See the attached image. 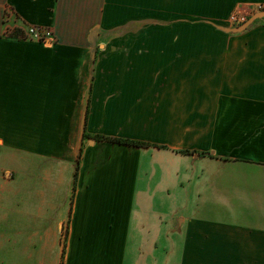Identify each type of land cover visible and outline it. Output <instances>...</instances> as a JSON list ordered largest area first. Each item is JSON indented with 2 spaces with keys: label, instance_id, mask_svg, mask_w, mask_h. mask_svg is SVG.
<instances>
[{
  "label": "crops",
  "instance_id": "0c3cea01",
  "mask_svg": "<svg viewBox=\"0 0 264 264\" xmlns=\"http://www.w3.org/2000/svg\"><path fill=\"white\" fill-rule=\"evenodd\" d=\"M236 9L264 0H0V264H264V18Z\"/></svg>",
  "mask_w": 264,
  "mask_h": 264
},
{
  "label": "built area",
  "instance_id": "2783aa9c",
  "mask_svg": "<svg viewBox=\"0 0 264 264\" xmlns=\"http://www.w3.org/2000/svg\"><path fill=\"white\" fill-rule=\"evenodd\" d=\"M247 19L248 17L245 12L241 9H237L235 13L232 14L230 21L239 25L244 23ZM3 23L5 25V36L36 41L43 45H51L56 42L52 29L40 25H18L17 18H15L10 12L5 13Z\"/></svg>",
  "mask_w": 264,
  "mask_h": 264
},
{
  "label": "water",
  "instance_id": "95a60500",
  "mask_svg": "<svg viewBox=\"0 0 264 264\" xmlns=\"http://www.w3.org/2000/svg\"><path fill=\"white\" fill-rule=\"evenodd\" d=\"M264 18V11H259L249 17L244 23L235 28L224 29L228 33H240L248 29L256 20Z\"/></svg>",
  "mask_w": 264,
  "mask_h": 264
},
{
  "label": "rangeland",
  "instance_id": "374dc122",
  "mask_svg": "<svg viewBox=\"0 0 264 264\" xmlns=\"http://www.w3.org/2000/svg\"><path fill=\"white\" fill-rule=\"evenodd\" d=\"M237 10V9H236ZM236 10H234V11H232L230 14H229V16H228V18H227V20H226V23H225V25H226V27L227 28H235V27H238L239 25H237V24H235V23H233V22H231L230 21V18H231V16H232V14H234L235 13V11ZM249 18V17H248ZM39 43V42H38ZM66 237H67V228L65 227V226H63V228H62V231H61V233H60V246L62 247H64V245H65V242H66ZM159 256H170L169 254H160ZM56 264H62V259L60 260V257L58 258H56Z\"/></svg>",
  "mask_w": 264,
  "mask_h": 264
},
{
  "label": "trees",
  "instance_id": "16d2710c",
  "mask_svg": "<svg viewBox=\"0 0 264 264\" xmlns=\"http://www.w3.org/2000/svg\"><path fill=\"white\" fill-rule=\"evenodd\" d=\"M98 138L100 140L104 139V140H107V141H110V142H115V143H119V144H127V145L136 146V147H145V146H148L147 144L140 143V142H131V141L118 140V139H109V138H104V137H98Z\"/></svg>",
  "mask_w": 264,
  "mask_h": 264
}]
</instances>
